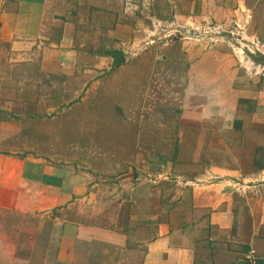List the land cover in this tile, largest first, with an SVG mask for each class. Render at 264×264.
Listing matches in <instances>:
<instances>
[{"label": "crops", "instance_id": "obj_1", "mask_svg": "<svg viewBox=\"0 0 264 264\" xmlns=\"http://www.w3.org/2000/svg\"><path fill=\"white\" fill-rule=\"evenodd\" d=\"M209 24L264 44V0H0L1 51L66 95L0 129V209L42 219L40 264H264V72Z\"/></svg>", "mask_w": 264, "mask_h": 264}, {"label": "rangeland", "instance_id": "obj_2", "mask_svg": "<svg viewBox=\"0 0 264 264\" xmlns=\"http://www.w3.org/2000/svg\"><path fill=\"white\" fill-rule=\"evenodd\" d=\"M236 33L237 35L234 36H226L231 41L225 40L232 43L242 56H248L254 63H259L261 65L260 73H263V41L261 39L249 40L246 37L248 35L247 31L245 34ZM202 35L198 37H203ZM235 38L239 42L235 41ZM33 71L34 68L31 65L23 67L10 62L5 56L3 48L2 51L0 49V129L5 128L8 121H12V123L19 120L22 122L27 121L29 114L39 115L42 118L50 117L59 110L51 106L56 102H65L63 96L66 95H63L65 91L63 87L54 93L49 84L41 83L39 78L33 76ZM31 102L36 104L40 102V105L38 108L30 109ZM160 106V120L163 123L160 125L161 140L157 142L158 146H156L162 153L172 146V143L169 147L165 146L163 138L173 136L174 126L173 124L167 125L164 123L167 119L172 121L173 115L163 105ZM175 118H177V114ZM28 128L31 129V126ZM163 181L166 182L164 184L166 186L171 183L170 178ZM41 221L42 219L38 216L21 215L0 209V264H10L13 255L32 258L34 264H40L48 240L47 232L39 229Z\"/></svg>", "mask_w": 264, "mask_h": 264}, {"label": "built area", "instance_id": "obj_3", "mask_svg": "<svg viewBox=\"0 0 264 264\" xmlns=\"http://www.w3.org/2000/svg\"><path fill=\"white\" fill-rule=\"evenodd\" d=\"M222 30L218 27H215L214 25L209 24L207 26V28L201 30V35L204 37L209 38L210 40H218V39H227L226 36H234L237 35L236 33H228V34H221ZM218 37L217 39L215 38L216 36ZM173 36H179L181 38H187L186 34H184L183 31H179L176 29L170 30L169 32H167V34L165 35L166 38H171ZM214 36V37H212ZM229 41H231L229 38L227 39ZM235 41H238L237 38L234 39ZM239 42V41H238ZM250 49V48H249ZM257 255L255 254V252L253 250H250L246 253L245 255V259H244V263L243 264H257Z\"/></svg>", "mask_w": 264, "mask_h": 264}, {"label": "trees", "instance_id": "obj_4", "mask_svg": "<svg viewBox=\"0 0 264 264\" xmlns=\"http://www.w3.org/2000/svg\"><path fill=\"white\" fill-rule=\"evenodd\" d=\"M113 53H116V51L114 50ZM122 61H123V59L115 60L114 63H113V65L114 66H118Z\"/></svg>", "mask_w": 264, "mask_h": 264}]
</instances>
